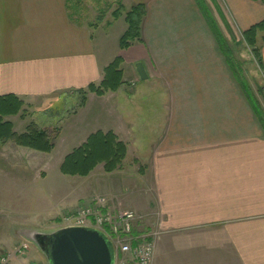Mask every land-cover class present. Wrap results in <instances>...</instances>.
<instances>
[{"label": "crops", "instance_id": "1", "mask_svg": "<svg viewBox=\"0 0 264 264\" xmlns=\"http://www.w3.org/2000/svg\"><path fill=\"white\" fill-rule=\"evenodd\" d=\"M223 2L240 35L264 20L259 3ZM139 4L146 16L137 46L145 54L132 59L130 48H119L126 23L115 31L124 16L114 20L112 13ZM257 42L264 68L261 35ZM118 57L124 85L102 97L87 94L97 127L82 144L98 131L112 132L144 165L140 194L162 230L153 264H264V131L194 0H0V99L15 97L27 109L85 91ZM137 63L147 80L139 82ZM135 116L154 119L135 125ZM32 118L3 122L23 134L37 126ZM33 153L0 143V186L11 178L14 156L26 169Z\"/></svg>", "mask_w": 264, "mask_h": 264}, {"label": "rangeland", "instance_id": "2", "mask_svg": "<svg viewBox=\"0 0 264 264\" xmlns=\"http://www.w3.org/2000/svg\"><path fill=\"white\" fill-rule=\"evenodd\" d=\"M203 1L212 13L222 35L234 48L237 61L241 64L242 76L264 115V91H260L264 85L262 74L249 58L245 46L232 43L233 40H241L240 31L232 22V17L227 15L228 10L223 0ZM112 8L108 7L106 10L103 8V11L98 12L97 19H104ZM117 8L114 7L113 12ZM219 10H222V15L224 14L225 24L217 13ZM120 25H125V22L116 26L115 31L120 30ZM137 44L133 43L125 52L128 53V58H140L145 54ZM80 103V94L69 93L63 97H51L46 101L27 104V109H23V105L18 114L24 120L33 117L32 121L47 132L54 148L50 154L37 152L36 155L34 152L30 157L27 156L26 169L20 154L14 156L12 168L9 170L11 178L1 179L0 264H48L45 255L31 240L37 235L51 234L63 228L64 215H69L81 206L97 200L102 201L103 211L110 215L125 211L134 213L137 220L134 223V233L158 231L159 236L162 233L157 227L158 215L145 210L146 198L140 194L145 187L144 179L139 171L144 172V165L135 160L133 149H129L128 152L127 148L122 166L112 173H105L103 166L100 165L94 174L86 178L67 177L61 174L60 165L65 156L78 148L85 141V137L97 127V119L93 116L91 104L79 107ZM84 107L85 110L77 114L79 108ZM134 119L135 125H148L146 122L150 125L154 118L146 116L139 119L135 116ZM133 134L136 135V132ZM147 150L148 148H144L142 151ZM29 164L31 166H27ZM130 204L136 207L139 205L142 212L139 214L135 209L129 208ZM23 246H27V250L19 255V250Z\"/></svg>", "mask_w": 264, "mask_h": 264}, {"label": "trees", "instance_id": "3", "mask_svg": "<svg viewBox=\"0 0 264 264\" xmlns=\"http://www.w3.org/2000/svg\"><path fill=\"white\" fill-rule=\"evenodd\" d=\"M254 3H259L264 6V0H250ZM196 7L202 15L210 33L212 34L219 52L223 56L226 65L228 66L235 82L240 87L242 95L246 99L252 112L258 119L264 131V115L262 114L259 105L254 100L249 85L242 76L241 64L237 61L234 48L227 42L222 35L219 27L209 12L203 0H194ZM224 24V16L221 11H217ZM124 16L127 30L119 40L120 50L129 49L133 43L142 42L141 27L146 10L144 5H135L129 11H126L123 6L112 13L114 20ZM103 19L98 18L97 23ZM225 26L228 27L226 24ZM261 35V40L264 43V20L251 26L243 31L240 35L241 40L232 41L233 44L244 45L252 56L253 62L260 70L264 81V68L262 63L261 52L258 47V36ZM122 64L121 58H116L109 66L104 69L103 79L98 85H90L85 91H79L81 95V103L79 107L85 106L86 95L91 93L98 97L104 96L108 92H117L122 85L123 72L120 69ZM264 91V85L260 88ZM0 143L5 144L12 142L18 147L30 149L34 152L50 154L53 151L54 145L49 138L47 132L30 125L23 134L13 132V126L10 123L3 122L4 117L17 116L22 109L23 103L15 97H6L0 99ZM127 153V146L118 140L112 133H103L98 131L90 135L86 142L80 147L74 149L63 159L60 165V172L67 177H88L98 166L102 165L105 173H112L122 166ZM142 172V171H140Z\"/></svg>", "mask_w": 264, "mask_h": 264}, {"label": "built area", "instance_id": "4", "mask_svg": "<svg viewBox=\"0 0 264 264\" xmlns=\"http://www.w3.org/2000/svg\"><path fill=\"white\" fill-rule=\"evenodd\" d=\"M102 201L81 206L63 216L64 227H80L100 232L110 243L114 264H153L158 231L134 233L136 215L130 211L110 215L103 211ZM27 246L19 250L24 254Z\"/></svg>", "mask_w": 264, "mask_h": 264}, {"label": "water", "instance_id": "5", "mask_svg": "<svg viewBox=\"0 0 264 264\" xmlns=\"http://www.w3.org/2000/svg\"><path fill=\"white\" fill-rule=\"evenodd\" d=\"M135 69L141 81L147 80L142 64L137 63ZM31 242L45 255L48 264H114L109 241L96 230L66 227L37 235Z\"/></svg>", "mask_w": 264, "mask_h": 264}]
</instances>
